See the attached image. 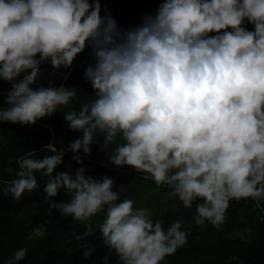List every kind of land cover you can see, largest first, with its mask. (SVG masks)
<instances>
[{"label":"clouds","instance_id":"1","mask_svg":"<svg viewBox=\"0 0 264 264\" xmlns=\"http://www.w3.org/2000/svg\"><path fill=\"white\" fill-rule=\"evenodd\" d=\"M104 12L100 0H0V82L10 85L0 123L33 126L62 112L67 129L80 133L67 144L53 133L42 156L17 158L2 191L18 200L40 187L39 174L50 210L89 226L103 214L102 242L117 264H161L187 242L180 221L165 230L150 209L120 200L123 185L87 175L83 157L96 145L115 167L150 174L144 179L184 207L195 203L199 225L224 222L233 199L251 198L264 211V0H163L127 27ZM86 47L90 99L80 103L76 85L37 83L43 66L59 73ZM72 102L79 108L60 111ZM68 153L80 165L74 175L70 165L58 170ZM61 190L66 200L55 199Z\"/></svg>","mask_w":264,"mask_h":264},{"label":"trees","instance_id":"2","mask_svg":"<svg viewBox=\"0 0 264 264\" xmlns=\"http://www.w3.org/2000/svg\"><path fill=\"white\" fill-rule=\"evenodd\" d=\"M162 2L163 0H100L101 15L105 14L104 7L107 6L117 24L127 27L130 24H139L146 13L154 14ZM247 27L250 30L253 28L250 23ZM89 51L86 47L74 59L70 68H62L59 73L50 65L43 66L37 83L46 84L51 79L57 83L76 85L81 92L79 102L87 101L93 94L91 85L83 79L84 69L92 59ZM65 75L66 80L63 78ZM9 89V84L0 82V107L5 106L4 93ZM72 108L78 109L79 103L72 102L60 111ZM53 133L58 144L61 141L67 144L80 135L67 129L62 112L41 119L33 126L0 123V264H6L20 248H26L27 251L19 264H102L105 255L110 256L109 264H117L115 254H110L102 242L99 225L103 222V214L91 217L89 226L87 222L82 223L71 217L61 216L55 209L50 210L44 202L45 193L42 191L43 182L39 174L37 180L40 187L30 192L25 191L20 199L15 200L11 195L3 194V182L15 178V171L18 169L17 158L29 151H33L35 156H42L43 146L53 141ZM99 149L93 145L92 154L84 156L91 160V168L86 174L97 179L107 175L118 184H124L129 199H135L143 193L146 186L142 183L148 181L144 179L146 174H139L129 166L115 167L106 160L105 155L100 154ZM69 165L74 175L80 165L72 159L71 153L66 154L64 163L58 170L68 171ZM8 168L13 171L10 173ZM67 198L61 190L55 199ZM196 216L195 203L192 208L182 206L176 213L167 212L152 216L154 221H163L165 230L171 223L179 220L182 230L188 233L187 242L178 247L175 253L166 256L161 264H228L230 259H234L238 264H264V220L251 198L231 200L225 220L219 225H212L207 221L204 225H199L196 223ZM37 227L43 229V236H35L33 230ZM89 227L90 234L85 236L84 233ZM243 231L251 233L249 239L225 236L227 233ZM74 232L83 238L77 240L73 236ZM30 236L33 238L30 239ZM85 248L92 249L90 256H84Z\"/></svg>","mask_w":264,"mask_h":264},{"label":"rangeland","instance_id":"3","mask_svg":"<svg viewBox=\"0 0 264 264\" xmlns=\"http://www.w3.org/2000/svg\"><path fill=\"white\" fill-rule=\"evenodd\" d=\"M99 150L101 155H105L104 151H102L101 149ZM90 163H91L90 159L83 157V167H85L86 170L91 168V166L89 165ZM138 173L140 174L143 172H138ZM144 174L150 175L147 173ZM147 180L148 181L142 183V185L146 186V189L143 191V193L137 195L135 199L130 198L135 202L134 207H145L150 209L151 216L157 215L159 213L178 212V210L183 206L182 202L178 199V197L170 196L168 193L171 190L168 187L164 185L158 186L156 182L152 179H147ZM121 185H123V188L120 192V200L129 199L128 196H126L127 191L125 185L118 184L117 182H115L116 189H119ZM250 235H251L250 232L243 231V232L227 233L225 236L233 239L247 240L249 239ZM211 237H213V234L211 235ZM228 264H238V263H235L234 259H230L228 261Z\"/></svg>","mask_w":264,"mask_h":264},{"label":"built area","instance_id":"4","mask_svg":"<svg viewBox=\"0 0 264 264\" xmlns=\"http://www.w3.org/2000/svg\"><path fill=\"white\" fill-rule=\"evenodd\" d=\"M260 210L261 213V218L264 220V211H262L260 208H258Z\"/></svg>","mask_w":264,"mask_h":264}]
</instances>
